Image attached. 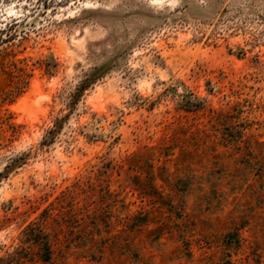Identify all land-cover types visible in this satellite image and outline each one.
Masks as SVG:
<instances>
[{"label": "rangeland", "instance_id": "1", "mask_svg": "<svg viewBox=\"0 0 264 264\" xmlns=\"http://www.w3.org/2000/svg\"><path fill=\"white\" fill-rule=\"evenodd\" d=\"M0 264H264V0H0Z\"/></svg>", "mask_w": 264, "mask_h": 264}, {"label": "trees", "instance_id": "2", "mask_svg": "<svg viewBox=\"0 0 264 264\" xmlns=\"http://www.w3.org/2000/svg\"><path fill=\"white\" fill-rule=\"evenodd\" d=\"M84 89H85V87H84V88L82 87V88L78 91L77 94H78V95L81 94V92H83Z\"/></svg>", "mask_w": 264, "mask_h": 264}]
</instances>
